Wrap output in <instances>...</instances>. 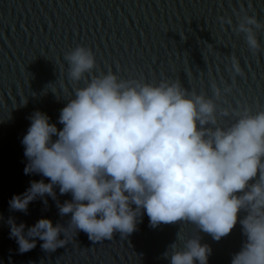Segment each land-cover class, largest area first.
<instances>
[{
    "label": "clouds",
    "instance_id": "1",
    "mask_svg": "<svg viewBox=\"0 0 264 264\" xmlns=\"http://www.w3.org/2000/svg\"><path fill=\"white\" fill-rule=\"evenodd\" d=\"M233 31L252 55L264 51L258 36L264 20L256 13L237 14ZM64 59L68 78L85 83L60 110L62 128L44 112L31 115L21 141L28 161L24 172L48 182L32 180L9 207L27 212L37 198L57 200L58 188L60 195L71 194L70 200H57L59 214L71 216L67 226L47 217L27 226L9 217L18 251L34 249L38 238L44 251L53 252L64 246L68 229L92 241L111 240L116 232L127 236L146 212L152 228L191 223L216 241L239 219L246 239L231 264H264V109L218 113L216 101L231 88L215 83L209 97L189 92L180 81L141 82L111 70L92 75L95 54L86 46L66 52ZM229 71L233 81L243 75L235 56ZM218 115L237 118L223 127ZM211 251L197 236L182 248L173 242L164 256L170 264H208Z\"/></svg>",
    "mask_w": 264,
    "mask_h": 264
},
{
    "label": "water",
    "instance_id": "2",
    "mask_svg": "<svg viewBox=\"0 0 264 264\" xmlns=\"http://www.w3.org/2000/svg\"><path fill=\"white\" fill-rule=\"evenodd\" d=\"M243 12L264 20V0H0V264H170L164 256L169 246L177 241L182 248L197 236L212 249L208 264H231L246 239L239 219L216 241L191 223L152 228L145 212L127 236L116 232L111 240L92 241L85 232L68 229L63 247L46 252L37 238L25 253L10 238L8 221L14 217L31 226L47 217L67 226L70 220L71 214H59L57 200H70L71 194L60 195L58 188L57 200L37 198L27 212L9 207L14 194L43 178L24 172L28 161L21 141L31 115L44 112L62 128L60 110L85 83L68 78L66 52L90 48L96 60L92 75L111 70L141 82L180 81L189 92L209 97L213 83L228 86L231 91L216 101L218 113L221 108L257 112L264 109V51L252 55L233 31ZM258 36L264 43V32ZM233 56L243 71L235 81L229 71ZM236 118L218 115V123L228 127ZM245 215L238 213L240 219Z\"/></svg>",
    "mask_w": 264,
    "mask_h": 264
}]
</instances>
